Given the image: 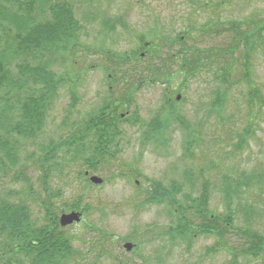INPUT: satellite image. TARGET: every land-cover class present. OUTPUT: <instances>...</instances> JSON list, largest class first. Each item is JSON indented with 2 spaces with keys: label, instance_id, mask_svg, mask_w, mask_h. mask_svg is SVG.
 Here are the masks:
<instances>
[{
  "label": "trees",
  "instance_id": "16d2710c",
  "mask_svg": "<svg viewBox=\"0 0 264 264\" xmlns=\"http://www.w3.org/2000/svg\"><path fill=\"white\" fill-rule=\"evenodd\" d=\"M74 3V0H0V178L11 176L14 182L21 181L26 187L23 194L32 200L37 194L29 173L36 172L42 184L38 196L44 211V222L39 223L30 203L24 199L17 201V191L0 195V264H70L74 260V238L59 224L63 210L56 204L54 173L80 161L84 166L80 172L82 179L84 171L98 172L105 161L120 153L123 139L120 124L124 122L141 127L142 141L156 146L167 145L171 118L175 116L185 122L176 111V100L169 95L157 117L146 121L134 110L133 116L123 122L120 114L136 107L137 94L144 86L169 87L180 75L188 80L209 71L214 83L222 85L214 92L217 99L213 102V109L221 113L225 102L223 87L229 84L225 90L230 91L245 83L249 87L247 123L236 135L233 153L238 156L256 139L264 113V91L253 83L249 60L258 44H264V19L247 24L230 22L228 28L213 30L215 37L229 31L234 35L227 45L211 47H202L200 43L201 40L207 43L202 37L205 28L198 32L181 31L170 38L159 32L156 34L159 42L153 38L149 47L141 45L149 62H138L143 56L135 51L107 53L108 62L100 67L109 86L104 104L74 123L65 137L37 146V151L26 156L25 148L44 134L49 113L62 91L70 97V114L79 104L78 88L83 82L85 63L77 59V50L85 45ZM102 25L110 32L115 30V23L109 20ZM140 43L144 44L145 39L140 38ZM237 56L241 77L234 83L232 62ZM215 64L220 66L219 72L210 71ZM80 66L82 70L78 69ZM186 129V151L191 156L197 137L189 124ZM190 175L193 179L189 183L195 186L197 179L187 173V177ZM220 180L227 215L212 212V184L208 179L196 195L185 192L183 183L174 182L166 187L151 181L144 203L169 208L172 224L167 235L172 242L191 243L198 236L212 237L215 246L209 252H227L230 264H239L241 260L263 262L264 231L260 227L264 226V166L232 172ZM70 209H84L89 214V208H81L79 202Z\"/></svg>",
  "mask_w": 264,
  "mask_h": 264
},
{
  "label": "rangeland",
  "instance_id": "374dc122",
  "mask_svg": "<svg viewBox=\"0 0 264 264\" xmlns=\"http://www.w3.org/2000/svg\"><path fill=\"white\" fill-rule=\"evenodd\" d=\"M73 2V0H71ZM76 17L83 29L81 41L84 49L77 50V59L85 63L83 82L79 86V104L70 114V97L62 91L47 118L44 134L36 143L28 145V155L37 151V146L51 140H60L72 129L100 108L106 98V76L100 69L108 62L107 53L139 52L140 38L145 42L155 41L159 32L164 37H174L177 33L190 30L207 32L212 29L228 28L230 22L251 23L264 19V0H74ZM91 17L86 20L85 17ZM109 20L115 23L111 33L102 25ZM247 30V29H245ZM212 37L203 42L202 47L227 45L233 32ZM159 42V41H158ZM245 50V49H244ZM245 52H247L245 50ZM82 61V59H84ZM251 78L264 91V44H258L257 51L249 56ZM238 56L233 60L231 81L236 83L241 77ZM228 63V62H226ZM225 66V65H224ZM227 66V65H226ZM225 66V67H226ZM215 64L210 71L219 72ZM82 70L80 66L78 68ZM208 71L188 80L181 75L169 87L163 85L144 86L137 95V111L150 121L165 106L168 97L181 96L176 111L184 119L180 122L173 117L168 122L167 145L141 144L142 129L124 124V141L120 153L105 161L96 175L105 181L100 187H89L80 177L84 170L81 161L66 166L65 170L54 173L52 186L57 190L56 204L69 212L71 205L79 202L82 208H89V214L80 225L68 231L74 238L76 249L70 264H230L231 257L222 250L209 252L215 246L212 237L198 236L191 243L170 241L167 231L172 224L169 208L165 205L144 203L146 189L151 181L164 186L184 183L185 192L199 194L205 179L211 184V204L213 213L228 214L220 194V178L232 172L264 166V113L257 126L256 139L242 155L234 152L236 135L246 126L247 93L249 87L243 83L230 91L222 90L224 110L213 109L214 95L218 85ZM181 90L179 93L178 91ZM197 137L192 146L191 156L187 155V129ZM31 161V160H28ZM32 163V162H31ZM32 166V165H31ZM192 173L195 186L190 184ZM35 188L34 199L27 200L23 194L26 187L19 181L0 178V195L17 191V201L24 199L31 205L34 218L43 223L44 211L39 202L42 184L36 172L29 173ZM145 193V194H144ZM30 198V197H29ZM264 231V226L260 227ZM126 243L134 245L132 252L124 249ZM95 245V246H94ZM239 264L252 263L241 260Z\"/></svg>",
  "mask_w": 264,
  "mask_h": 264
},
{
  "label": "water",
  "instance_id": "95a60500",
  "mask_svg": "<svg viewBox=\"0 0 264 264\" xmlns=\"http://www.w3.org/2000/svg\"><path fill=\"white\" fill-rule=\"evenodd\" d=\"M91 182L95 185H101L103 183L102 179L98 178V177H92L91 178ZM81 221V214L79 213H72L69 215H63L61 218V225L63 227H67L69 225H72L75 222H80ZM126 249L127 250H131L132 249V245L128 244L126 245Z\"/></svg>",
  "mask_w": 264,
  "mask_h": 264
}]
</instances>
